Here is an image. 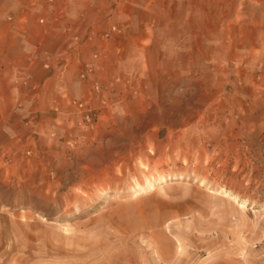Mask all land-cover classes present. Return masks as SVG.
I'll use <instances>...</instances> for the list:
<instances>
[{"label": "rangeland", "instance_id": "rangeland-1", "mask_svg": "<svg viewBox=\"0 0 264 264\" xmlns=\"http://www.w3.org/2000/svg\"><path fill=\"white\" fill-rule=\"evenodd\" d=\"M123 7L98 37L113 48L96 123L39 138L22 116L0 137V264H202L214 248L264 264V78L201 70L211 44H264V0ZM168 44H205L204 59L170 74Z\"/></svg>", "mask_w": 264, "mask_h": 264}, {"label": "crops", "instance_id": "crops-1", "mask_svg": "<svg viewBox=\"0 0 264 264\" xmlns=\"http://www.w3.org/2000/svg\"><path fill=\"white\" fill-rule=\"evenodd\" d=\"M125 16L123 0H44L38 3L32 0H0V137L5 130H12L14 121L22 116L21 122L26 120V128L36 130L39 138L47 128L51 129L52 135L59 136L62 129L73 125L78 127L79 113L68 103V97H89V83L81 80L79 75L86 64H94L97 73L105 75L106 59L113 47L98 37L111 22L122 23ZM41 18L45 19L44 23L39 22ZM69 26L78 31L90 30L96 36L95 44L91 47L84 44L86 46L74 51ZM204 45L168 44L175 52L164 55L168 61L164 69L170 74L178 71L187 73L190 58L204 59ZM211 45L214 49L212 64L206 63L205 68L203 63L201 70L211 73L212 78L227 79L232 84L253 79L255 75L264 78V44ZM114 47L117 53L124 49L123 44ZM95 49L100 51L99 59L93 58ZM52 54V68L47 70L43 64ZM28 72H33L42 81L36 95L29 92L23 83ZM181 98L183 112L187 110L188 99L183 93ZM183 106L186 107L184 110ZM237 125L248 131L258 128L261 123L245 121L242 124L237 122ZM229 252V249H210L199 255L200 261L202 264H231L233 259L231 254H227ZM242 253L234 255L245 259L247 251L244 255Z\"/></svg>", "mask_w": 264, "mask_h": 264}, {"label": "built area", "instance_id": "built-area-1", "mask_svg": "<svg viewBox=\"0 0 264 264\" xmlns=\"http://www.w3.org/2000/svg\"><path fill=\"white\" fill-rule=\"evenodd\" d=\"M32 1L38 3L44 0H32ZM46 1L52 2L53 0H46ZM39 22L44 23L45 19L41 18ZM118 30H119L118 24L112 23L108 29L102 32V36L104 38H110ZM68 31L70 32L75 44V47L73 48L74 51L79 50L81 46L84 45L82 44L83 41H89L93 37L92 34L90 33L87 34L86 37L82 36L81 32L72 26L68 27ZM53 58H54V54L50 55L47 58V60L43 64V67L45 69L50 70L52 68ZM93 58L98 59L99 52L94 51ZM79 75L81 80L89 83L90 86L89 97L86 99H77V98L72 99L68 97V103L71 106L75 107L76 111L79 113V119L77 125L80 128H88L93 124H95L99 118L97 108L93 106L92 100L93 98L103 94V84L98 76L95 65L92 63L86 64L80 70ZM23 83L26 86L27 90L31 92L33 95H36L42 87V81L37 79L33 72H28L24 76ZM34 112L35 111L32 112V115H34ZM69 143L73 145L75 141H69Z\"/></svg>", "mask_w": 264, "mask_h": 264}]
</instances>
